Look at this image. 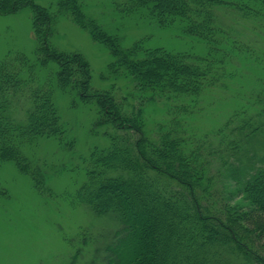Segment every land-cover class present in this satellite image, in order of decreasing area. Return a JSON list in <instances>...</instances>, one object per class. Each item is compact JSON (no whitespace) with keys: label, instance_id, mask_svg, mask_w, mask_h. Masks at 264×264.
Segmentation results:
<instances>
[{"label":"trees","instance_id":"trees-1","mask_svg":"<svg viewBox=\"0 0 264 264\" xmlns=\"http://www.w3.org/2000/svg\"><path fill=\"white\" fill-rule=\"evenodd\" d=\"M58 2L60 13L109 51L104 77L128 80L140 99L138 109L128 108L113 88L95 89L82 53L52 43L57 15L33 0H0L1 14L31 9L37 41L36 59L18 55L0 66V160L15 162L39 192L52 195L54 174L22 150L42 138L70 150L76 145L52 86L35 78L37 69L53 67L58 88L96 108L93 132L109 140L80 157V185L65 195L114 221L98 249L102 263L264 264V157L247 150L264 138V80L211 134H196L188 125L202 98L228 89L244 61L264 68L261 44L239 38L218 15L232 10L257 24L253 31L263 36L264 0H125L128 13L145 11L161 25L180 22L184 34L206 45L203 54L149 48L146 40L122 47L80 0ZM159 103L168 119L149 130L145 105ZM71 166L57 173L79 170Z\"/></svg>","mask_w":264,"mask_h":264},{"label":"rangeland","instance_id":"rangeland-1","mask_svg":"<svg viewBox=\"0 0 264 264\" xmlns=\"http://www.w3.org/2000/svg\"><path fill=\"white\" fill-rule=\"evenodd\" d=\"M33 1L58 16L56 32L51 41L61 51L79 52L87 58L93 87L99 90L113 88L119 98L126 99L124 104L128 108H137L140 99L128 80L104 77L112 61L109 51L96 43L67 15L60 13L58 0ZM80 1L85 13L107 33L116 35L122 47L146 40L149 48L206 53V45L184 34L180 22L161 25L158 19L145 11L128 13L125 11V0ZM218 15L222 23L233 27L239 38L258 41L264 52V35H258L259 29L253 31L257 24L243 19L242 15L232 10H219ZM257 27L260 28L259 25ZM36 47L30 8L13 14L0 13V66L5 59H14L18 55L36 59ZM241 67L229 81L228 89L208 93L202 98L199 113L188 119L189 127L196 134H211L218 129L234 111L247 103L245 94L263 84L260 81L264 80L262 65L249 58ZM51 69L54 68L37 69L38 76L35 74V78L42 85L46 83L52 86L54 100L72 137L76 138V145L70 150L54 138H42L23 147L24 157L54 174L49 183L53 189L52 195L39 192L32 178L22 173L15 162L0 160V264H107L102 263L98 249L104 246L107 235L115 229L114 221L109 216L99 217L85 205L74 204L65 195L73 192L76 183L80 185V157L98 144L105 146L109 140L93 132L96 108L83 104L73 91L58 88L53 74H50ZM145 106L149 130H154L159 123L168 119L162 103ZM258 139V142L253 140L247 147L249 156L256 159L264 157V138ZM71 165H74L71 170H76V167L79 170L72 174L57 173L60 168L67 166L68 169ZM223 171L224 168L221 169L222 174ZM225 187L228 189L226 184Z\"/></svg>","mask_w":264,"mask_h":264}]
</instances>
